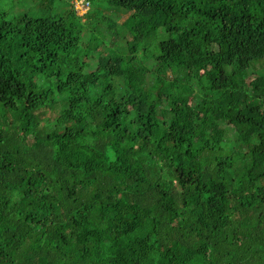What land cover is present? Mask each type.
I'll return each mask as SVG.
<instances>
[{
	"label": "trees",
	"instance_id": "obj_1",
	"mask_svg": "<svg viewBox=\"0 0 264 264\" xmlns=\"http://www.w3.org/2000/svg\"><path fill=\"white\" fill-rule=\"evenodd\" d=\"M4 1L0 264H264V0Z\"/></svg>",
	"mask_w": 264,
	"mask_h": 264
},
{
	"label": "rangeland",
	"instance_id": "obj_2",
	"mask_svg": "<svg viewBox=\"0 0 264 264\" xmlns=\"http://www.w3.org/2000/svg\"><path fill=\"white\" fill-rule=\"evenodd\" d=\"M17 1L18 0H12L13 7H15V8H17V5H16ZM69 2L73 5V9L75 10L76 14H78V15H82L83 13L88 11V9L91 8V5L90 4H86L85 0H69ZM8 7H9L8 2H6L4 0H0V8H8ZM94 7H95V5L93 4L92 8H94ZM17 10H20V8H17ZM112 12H114V11H111V9L109 11V10H104L103 8H101V14L102 15L112 16ZM115 14H116V17H117V18H115L116 19L115 21H116L117 25H120L130 15V12H127V13L115 12ZM92 17L97 19L98 16H96L95 13H94L92 15ZM126 38L130 39V35L126 34ZM117 39L119 40L120 38L119 37H114L111 41L117 40ZM119 46H123L122 43H120ZM107 48H108V46H106V47L103 46V47H101V50L105 51ZM91 61L94 62L95 59L92 58ZM165 73L167 74L168 78H171V75H170V73L168 71H166ZM55 114H56V112L51 113V115H55Z\"/></svg>",
	"mask_w": 264,
	"mask_h": 264
},
{
	"label": "built area",
	"instance_id": "obj_3",
	"mask_svg": "<svg viewBox=\"0 0 264 264\" xmlns=\"http://www.w3.org/2000/svg\"><path fill=\"white\" fill-rule=\"evenodd\" d=\"M86 4H88V3L86 2Z\"/></svg>",
	"mask_w": 264,
	"mask_h": 264
},
{
	"label": "clouds",
	"instance_id": "obj_4",
	"mask_svg": "<svg viewBox=\"0 0 264 264\" xmlns=\"http://www.w3.org/2000/svg\"><path fill=\"white\" fill-rule=\"evenodd\" d=\"M87 2V1H86ZM88 3V2H87Z\"/></svg>",
	"mask_w": 264,
	"mask_h": 264
}]
</instances>
